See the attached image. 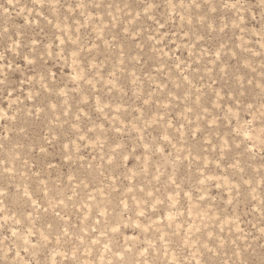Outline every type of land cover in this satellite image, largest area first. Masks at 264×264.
Segmentation results:
<instances>
[{
	"label": "rangeland",
	"instance_id": "374dc122",
	"mask_svg": "<svg viewBox=\"0 0 264 264\" xmlns=\"http://www.w3.org/2000/svg\"><path fill=\"white\" fill-rule=\"evenodd\" d=\"M0 264H264V0H0Z\"/></svg>",
	"mask_w": 264,
	"mask_h": 264
}]
</instances>
